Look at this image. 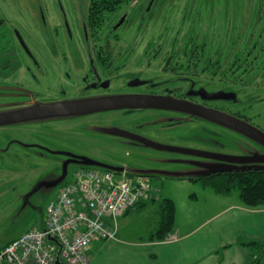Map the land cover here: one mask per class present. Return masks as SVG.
Segmentation results:
<instances>
[{"label":"rangeland","instance_id":"obj_1","mask_svg":"<svg viewBox=\"0 0 264 264\" xmlns=\"http://www.w3.org/2000/svg\"><path fill=\"white\" fill-rule=\"evenodd\" d=\"M80 1L79 7V0H0V10L12 20L14 27L23 32L28 47L41 62V53L45 50L60 48L75 51L78 45L83 51L82 44L77 43L76 24L86 2ZM142 1L144 5L148 2L140 0L134 4L120 34L123 30L128 40L137 34L138 43L142 38V44L137 48L139 51L145 47L150 34H160L164 29V34L168 36H189L193 42L205 47V61L207 65L210 64L205 73L208 81L204 83L207 87L212 90H231L237 95L236 100H220L218 103H225L224 107L228 106L242 114L241 118L235 120L264 133V0H195L198 11L193 8L192 15L194 6L189 7L188 2L181 0L172 3L166 0L163 12L168 9L169 13L172 7L166 27L160 15L151 21L148 15L140 26L143 18L139 12L133 11ZM40 14L45 20L44 26H41ZM181 14L184 15L183 19ZM65 19L69 22L75 40L69 39L64 32ZM56 27L60 29V35L55 36V46H48V42L52 43ZM218 56L224 65L214 73L213 66ZM237 58L242 67L231 65ZM43 59L45 62H54L55 68L73 66L71 59L52 60L44 58V55ZM40 69L41 65L35 71L39 82L30 76V100L23 106L24 111L29 113L10 121L7 127L0 126V147H3L0 150V245L41 224L48 201L58 193L62 182L71 179L78 167L70 163L64 179L59 180L63 174V153L45 151L46 154L39 158L28 147H21V150L11 153L4 149L9 137L24 136L53 150L81 153L96 161L125 166L130 174L148 177L151 188L147 197L152 194L157 199L171 198L176 206V216L179 214V219L184 223L183 228L196 223L201 216L217 209L219 205L239 200L238 190L228 195L221 194L202 181L191 179L193 176L225 167L264 166V144L237 128L230 129L227 124L211 118L208 108L161 107L155 112L144 110L150 113V119H132L122 116L129 114L122 112L124 110H109L106 107L102 110L108 111L106 116L99 111L100 117L86 119L82 116L88 110V105L79 108L58 105L79 103L80 99L74 94H69L71 97L64 96L65 99H56L55 102L41 99V94L47 93V90L41 84ZM49 94L45 95L46 99H49ZM123 96L124 92L108 93L104 95V101L111 105L123 100ZM209 104L213 105L214 102ZM131 109L133 113L142 110ZM168 113L181 115L184 121L175 123V119L166 118ZM198 116H201L199 120ZM166 123L173 125L160 130L161 124ZM144 130H150L152 137L157 130L155 142L163 144L164 140L169 149H165V146L161 148L165 151L158 148L138 149L122 140L125 135L133 137V132L141 133ZM173 148L193 152L178 154ZM217 155L227 158L218 159ZM215 198L219 204L217 201L212 203ZM147 203L142 210L135 208L126 218L122 217L119 223L117 220L116 238L97 241L88 246L86 253L89 264L144 263L116 240L118 227L120 241L135 243H138V235L145 238L149 230L151 232L157 228L161 205L159 202ZM259 264H264V261Z\"/></svg>","mask_w":264,"mask_h":264},{"label":"flooded vegetation","instance_id":"obj_2","mask_svg":"<svg viewBox=\"0 0 264 264\" xmlns=\"http://www.w3.org/2000/svg\"><path fill=\"white\" fill-rule=\"evenodd\" d=\"M89 1L85 0V8L81 10L82 14H80L76 24L78 29L77 43L82 44L84 47L83 51H80L78 45L75 51H65L58 46L59 50H45V52L41 53V62L38 59V55L28 47L23 32L14 27L12 20L0 10V126L7 127L10 121L19 118L24 113H29L23 109V106L30 100L29 80L32 75L34 80L39 82L35 71L41 65L40 81L47 90V93L43 92L41 94V99L55 102L56 99H65L64 96L68 95V97H71L72 95L69 94H74L75 97L80 99L79 103H60L58 105H72V107L77 108L88 105V110L82 116L86 119L93 116L100 117L98 112H101L106 107L109 110H124L122 112L129 113L122 115L123 117L150 119V113L144 112V110L155 112L161 107L197 108L200 106L210 109L211 114L209 113V115L211 118L227 124L230 129H238L236 125L223 120L221 118L222 115L217 116L218 112L216 111L221 112V114L225 113V115H229L233 119L241 118L242 114L230 109L228 106L224 107L225 103H218L224 99L207 98L205 91L215 92L218 90L209 89L204 83L205 80L208 81L205 78V73L210 68L205 61V47L196 44L187 35L176 34L173 37L168 36V34H164L166 30L164 29V32L160 34H150L146 39L145 47L139 51L137 48L141 46L143 39L140 38L139 43L136 42L137 34H134L128 40L125 37L127 34L123 30L122 34H120V30L129 20L134 4L140 0H129L116 10L102 13V17L94 19L93 24L89 23L87 16ZM165 1L148 0L146 5L142 1L136 7V10L134 9L133 11V13L135 11L139 12L143 18L140 26L148 15L150 21L155 16L160 15L163 24H165L164 27H166L170 11L172 15V7L169 13L167 12L168 9L163 12L162 7ZM171 1L174 3L181 0ZM182 1L188 2L189 7L194 6L192 7L191 15L194 13L193 8L198 11L195 0ZM80 3L82 2L79 0V7ZM39 10L41 11V6ZM182 11L184 13V9ZM181 15L183 19L184 15ZM63 24L66 36L75 40L68 20L65 19ZM44 25H46L45 20L41 17V26ZM59 35L60 29L56 27L54 34H52V43L48 42V46H55V36L58 37ZM43 55L44 58L52 60L71 59L73 66L72 68H55L56 64L54 62H45ZM234 67L237 68L236 66ZM213 69L214 73L220 70L216 65H214ZM262 69H264V51L262 53ZM46 78L48 79L47 82L45 81ZM224 91L229 90L224 89ZM117 92H124L123 100L111 105L104 101L105 94ZM48 93L51 94H49V99H46L45 95ZM68 99L73 100L74 98ZM228 101H231V99ZM209 102H214V104L210 105ZM131 108L142 110L133 113ZM105 111H102L101 114L108 113V111ZM95 112L96 114H94ZM199 117L201 116L197 117L198 120ZM166 118L175 119V123L178 124L184 121L183 116L176 113H168ZM213 122L220 124L217 121ZM171 123L161 124L159 129L166 130L173 125ZM157 130L154 136H156ZM133 133L134 136L132 137L125 135L124 132H119V134L125 135L122 140L130 142L135 148L145 150L147 148H158L161 151L169 149L164 140L163 144L155 142L150 130ZM28 140L24 136H19L18 138L9 137L4 149L14 153L15 150H21V147H28V150L30 149L32 154L39 158L41 155L46 154L45 151L51 153L61 152L64 154L63 164L66 160H70V162H67V166L70 163L76 165L79 163V161H71L73 157L70 154L80 155L81 153L53 150L46 145H41L39 142ZM163 146H165L164 150L161 149ZM2 148L0 147V150ZM173 149L178 154L179 152H193L184 148ZM40 150L41 154L39 153ZM222 156L217 155L216 157L218 159L227 158L225 155Z\"/></svg>","mask_w":264,"mask_h":264},{"label":"built area","instance_id":"obj_3","mask_svg":"<svg viewBox=\"0 0 264 264\" xmlns=\"http://www.w3.org/2000/svg\"><path fill=\"white\" fill-rule=\"evenodd\" d=\"M150 189L144 175L79 167L35 226L0 247V264H88L87 247L115 237L114 223Z\"/></svg>","mask_w":264,"mask_h":264},{"label":"crops","instance_id":"obj_4","mask_svg":"<svg viewBox=\"0 0 264 264\" xmlns=\"http://www.w3.org/2000/svg\"><path fill=\"white\" fill-rule=\"evenodd\" d=\"M216 201V198L212 199V203ZM144 206L135 208L142 210ZM135 208L120 216L118 223ZM177 216L165 240L146 239L138 235V243L120 241L118 227L116 241L118 244L122 242L126 250L134 252L143 264H248L249 247L243 242L264 238V206L249 207L240 198L224 206L219 205L186 228H183L179 214ZM150 233L149 230L148 235Z\"/></svg>","mask_w":264,"mask_h":264},{"label":"trees","instance_id":"obj_5","mask_svg":"<svg viewBox=\"0 0 264 264\" xmlns=\"http://www.w3.org/2000/svg\"><path fill=\"white\" fill-rule=\"evenodd\" d=\"M129 0H90L88 5L89 23H94V19L101 18L104 12H111L126 4ZM97 16L95 17V15ZM217 67L222 68L223 64L220 57H216L214 62ZM224 65V64H223ZM231 65L242 67L239 59L232 62ZM210 67V64L207 65ZM214 67V66H213ZM246 67V72H248ZM193 180H200L205 185L211 186L215 191L221 194H229L233 190H238L239 198L242 203L249 207L264 206V166H244V167H225L219 170L199 174ZM152 197V196H151ZM148 198L149 202H159V222L157 228L146 236L154 240H165L171 233L175 215L176 206L174 201L169 197ZM147 201L142 200L135 206L142 207ZM134 206V207H135ZM130 210V209H128ZM127 210V211H128ZM144 238V237H143ZM249 247L248 264H259L264 261V238L261 240H250L243 242Z\"/></svg>","mask_w":264,"mask_h":264},{"label":"water","instance_id":"obj_6","mask_svg":"<svg viewBox=\"0 0 264 264\" xmlns=\"http://www.w3.org/2000/svg\"><path fill=\"white\" fill-rule=\"evenodd\" d=\"M206 94H207V98L208 99H224V100H236V93L233 92V91H224V90H218V91H215V92H208V91H205ZM219 115H222L221 118L225 121H228L229 123H232L234 125H236L238 127L239 130H241L242 132H244L245 134L259 140L262 144H264V133L258 131V130H255V129H252L250 128L249 126L229 117V115H225V114H221V113H217V116ZM73 159L71 161H79L80 163H83V164H88V165H100V166H103V167H107V168H111V169H116V170H123L124 168L123 167H117V166H112V165H108V164H105V163H101L99 161H96L90 157H87L85 155H75V154H70ZM67 162H70V160H66L63 164V174L62 176L60 177L59 180H62L66 174V167H67ZM214 170H219V169H214ZM212 170V171H214ZM208 172H211V171H208ZM203 173H207L206 172H203ZM203 173H200V174H203ZM58 180V181H59Z\"/></svg>","mask_w":264,"mask_h":264}]
</instances>
